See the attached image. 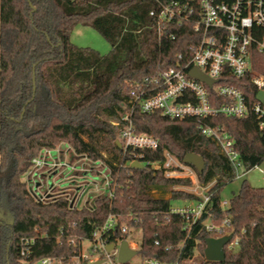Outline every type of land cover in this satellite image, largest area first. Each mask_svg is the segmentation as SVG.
<instances>
[{
  "label": "trees",
  "instance_id": "obj_1",
  "mask_svg": "<svg viewBox=\"0 0 264 264\" xmlns=\"http://www.w3.org/2000/svg\"><path fill=\"white\" fill-rule=\"evenodd\" d=\"M153 7L152 0H0V264H34L46 257L68 263L79 253L81 240L110 214L120 217L119 225L128 219L129 227L142 230V258L183 264L197 249L204 253L205 240L212 237L202 224L208 214L188 236L186 219L170 212L172 200L200 199L173 188L190 179L130 163L134 158L163 163L165 151L181 163L190 152L203 157L202 173L192 167L200 185L213 183L207 191L211 219L220 223L228 215V231L240 238L236 249L225 248L223 261L203 259L201 264H264V186L244 179L223 208L221 194L236 179L234 170L216 143L200 133L196 119L172 120L136 107L137 131L158 138L160 147L125 150L117 144L132 85L152 88L159 73L176 65L177 55L194 41L190 27L175 30L176 39L160 36L150 15ZM78 24L100 33L110 51L76 46L71 34ZM254 68L264 74V53L255 54ZM228 81L255 98L248 77ZM211 122L235 139L246 171L264 162V134L253 115ZM60 142L109 166L113 198L100 197L79 209L62 198L40 202L29 193L24 175L32 159ZM123 235L117 226L113 239ZM32 237L35 243L23 255L22 239Z\"/></svg>",
  "mask_w": 264,
  "mask_h": 264
},
{
  "label": "built area",
  "instance_id": "obj_2",
  "mask_svg": "<svg viewBox=\"0 0 264 264\" xmlns=\"http://www.w3.org/2000/svg\"><path fill=\"white\" fill-rule=\"evenodd\" d=\"M154 7L150 15L155 19V28L160 36L176 39L175 30L190 27L194 41L186 53L177 55L176 65L159 73L153 80V87L144 83L132 85L129 105L122 112V127L119 140L125 150H157L160 141L153 135L138 132L132 120L137 107L143 113L155 111L172 120L194 118L198 121L200 133L212 139L223 155L231 163L235 178H242L245 173L236 141L220 124L211 121L219 116L247 118L253 115L264 134V99L259 100L257 94L264 92V74L254 68L256 53H264V0H152ZM197 68L213 80L212 86L190 74ZM248 77L255 88V98H248L245 92L228 81L230 78ZM165 161L143 162V166L165 169L166 176L180 166L189 169L188 177L197 179L195 169L181 163L169 151H165ZM257 167V166H255ZM96 178V179H95ZM29 193L40 202L65 199L72 208H83L94 205L97 198L107 196L113 198L115 191L111 169L102 160H94L86 154L77 153L67 142H60L54 148H43L32 159V163L24 175ZM198 180V179H197ZM196 180V181H197ZM96 190L92 197L81 202L83 193L92 182ZM202 186V185H201ZM202 188H205L202 186ZM206 191L198 194V200L187 205L171 206L170 212L186 219L185 229L188 236L194 225L204 213L208 218L203 221V228L219 238L229 235L231 221L227 215L220 223L214 222L207 209L211 194ZM223 208L229 201L221 202ZM128 220V219H127ZM127 220L119 225L120 217L110 214L102 225L96 226L90 238L81 240L79 253L68 263L46 257L37 264H92L102 260L101 264H120L118 251L126 235L133 227ZM120 226L123 237L113 239L114 232ZM187 236V237H188ZM239 236H233L225 248L233 250L238 247ZM90 242L84 252V242ZM142 242V241H141ZM35 238L22 239V254H29ZM74 243L71 239L69 244ZM113 243L114 248L107 246ZM131 248L138 252L141 245L129 242ZM117 256V260L112 259ZM143 264H181L179 261L164 262L153 257L143 258Z\"/></svg>",
  "mask_w": 264,
  "mask_h": 264
},
{
  "label": "rangeland",
  "instance_id": "obj_3",
  "mask_svg": "<svg viewBox=\"0 0 264 264\" xmlns=\"http://www.w3.org/2000/svg\"><path fill=\"white\" fill-rule=\"evenodd\" d=\"M71 41L79 47H90L95 50H98L102 54H106L110 51L111 46L109 42L95 29H93L91 26H84V25H76L72 34H71ZM179 170L172 171L170 176L182 178V179H190V184L181 183L173 188L176 190H180L183 192L193 193L196 196L200 192L208 190L213 183L206 186L205 188H202L199 181L196 179L194 174L192 175L193 178L191 179L188 177L189 169H183L181 166L179 167ZM96 179V178H95ZM246 179L248 183H250L252 186L255 187H262L264 186V162L260 164L257 167H254L247 171L245 175L242 178H236L230 183H228L224 190L222 191L221 198L222 201H229L230 198L233 196L234 193H237L241 187L242 181ZM197 180V181H196ZM92 182V181H91ZM96 190V186L92 182L89 186L86 188V192L83 193L81 202L85 201L87 197H92V192ZM154 195L158 196L159 193L155 192ZM165 197H169L170 193H166L164 195ZM195 201V199H185L181 198V200H172V206H181V205H187L190 202ZM1 209V207H0ZM126 221V220H125ZM126 240L131 242L135 241L137 242L138 246L141 245L142 241V230L137 227H133L129 234L126 235ZM84 252L88 251V248L90 246V242L86 241L84 242ZM112 259L114 261L117 260V256H113ZM205 259L204 253L197 249L193 258L186 260L183 264H201L202 260ZM131 264H143V258L141 256V253H137L133 258L130 260ZM34 264H37L34 263Z\"/></svg>",
  "mask_w": 264,
  "mask_h": 264
},
{
  "label": "water",
  "instance_id": "obj_4",
  "mask_svg": "<svg viewBox=\"0 0 264 264\" xmlns=\"http://www.w3.org/2000/svg\"><path fill=\"white\" fill-rule=\"evenodd\" d=\"M35 66L33 68V82H34V91H35ZM190 74L196 77L199 80L205 81L209 86H212L213 80L208 78L205 74L199 71L197 68H193L190 71ZM259 100L264 99V92L259 91L257 94ZM119 147L122 146L120 140H117ZM183 163L194 166L199 173H202L205 168V161L201 155L196 153H187L183 159ZM134 167H143L142 163L139 161H134L132 163ZM233 238V234L225 235L219 238L208 237L205 240L206 247L204 249V257L207 261H223L226 257L225 247ZM114 248V244L111 243L107 246V249L110 251ZM138 253L136 249L130 247L127 240H123L119 251H118V262L120 264H125L130 262V260ZM102 260H98L92 264H101Z\"/></svg>",
  "mask_w": 264,
  "mask_h": 264
}]
</instances>
